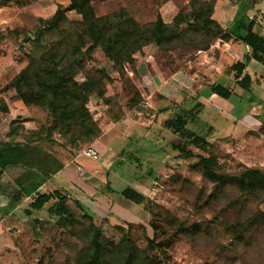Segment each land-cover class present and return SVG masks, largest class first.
Masks as SVG:
<instances>
[{
    "label": "rangeland",
    "instance_id": "rangeland-1",
    "mask_svg": "<svg viewBox=\"0 0 264 264\" xmlns=\"http://www.w3.org/2000/svg\"><path fill=\"white\" fill-rule=\"evenodd\" d=\"M20 1L24 5L41 4L42 18H34L29 12L23 16L22 30L32 33L39 22L52 16L55 6L65 7L69 2ZM203 1L208 0H92L91 3L97 16L125 10L144 25L155 21L157 16L170 23L179 11L192 21L188 17L192 7L199 8ZM20 3L8 6H21L17 5ZM66 15L69 21L79 19L73 11ZM187 25L186 19L180 28ZM63 27L75 26L66 23ZM23 32L13 39L11 55L14 61L25 65L31 56L38 58L49 50L61 36L60 31L53 30L44 33L38 43H32L27 42L28 36ZM208 39L204 34L188 31L181 40L161 47L150 45L146 56L137 54L132 65L121 69L113 66L99 46L84 55V69L75 80L82 83L89 73L100 80L98 87L102 91L91 92L86 104L96 127L89 136L80 135L75 129L62 134L58 128H52L48 133L53 117L44 108L13 107L36 121L41 138H56L64 155H77L87 147L95 149L97 160L79 156L76 162L84 168L101 164V179L115 170L116 176H110L112 179L106 185L116 189L130 185L146 197V204L127 200L130 210L123 212L122 217L112 216L115 208L103 207L104 203L94 199L98 193H90L83 199L84 204L63 190L65 196L69 195L64 202L69 211L65 214V227H59V217L47 210L56 199H50L40 211L31 210L32 216L24 213L30 199L21 202L14 216L5 217L0 208V264H77L79 255L89 246L93 226L99 228L103 239L111 245L125 243L128 238L138 248L146 249L147 240L152 241L158 247L155 252L148 251L149 255H158L165 264H264V194H245L234 185L216 189L200 168L193 166L197 157L182 158L170 149L169 140L175 134L163 126L168 118L185 119L186 128L209 143L197 152L215 155L216 170L221 173L239 174L244 166L264 171V126L254 123L249 129L239 122L246 112L248 120L264 119V84L261 87L256 80L251 90L232 94L225 102L207 99L199 106L193 105L186 93L182 96L186 101L183 108L165 113L161 108L150 109L151 105L162 107L158 105L159 96L149 95L157 83V78H151L150 74L187 67V61H194L200 51L197 47ZM192 67L199 68L202 74L211 73L214 83L234 85L233 79H225L229 67L210 65L205 56ZM237 122L241 127L230 133L229 128ZM105 189L103 186L97 192ZM116 196L124 199L120 194Z\"/></svg>",
    "mask_w": 264,
    "mask_h": 264
},
{
    "label": "trees",
    "instance_id": "trees-1",
    "mask_svg": "<svg viewBox=\"0 0 264 264\" xmlns=\"http://www.w3.org/2000/svg\"><path fill=\"white\" fill-rule=\"evenodd\" d=\"M91 1L69 0L67 6H57L49 19L43 23L39 22L33 33L23 32L28 36L27 42L32 43H38L44 33L53 30L60 31L61 36L55 45L38 58L31 56L13 79L0 89L1 111L7 110L4 98L9 102L21 101L25 106H40L52 115L53 121L51 128L47 129L48 133L52 128H58L62 134L72 129L77 130L80 135L93 134L96 127L86 104L91 92L96 90L97 94L102 93L98 87L100 80L86 73L85 81L78 83L75 76L84 69V55L97 46L112 61L113 66L121 69L125 65H132L137 54L146 56L150 45L161 47L181 40L188 31L201 33L209 38L201 47H197V50H207L216 38L222 40L234 38L247 45L249 49L244 62L237 61L229 67L234 73V78H239L237 83L245 90H248L251 83L249 74L244 73L248 60L252 58L264 65V37L253 31L252 21L243 25L238 19L234 26L223 29L211 18L216 0L203 1L197 9L192 7L188 15L193 18L192 21L179 11L170 23L157 16L155 21L144 25H140L125 10L97 16ZM20 2L0 0V7ZM70 11L79 16L77 21L68 20L66 13ZM186 19L188 27L180 28V24ZM66 23L75 27L62 28ZM208 92L224 99H228L232 94L229 88L219 83L209 84ZM22 121L12 120L8 134H17L22 128ZM163 126L175 134L169 140L170 149L182 158L197 157V162L193 166H198L201 174L212 181L216 189L234 185L245 194L256 192L264 194V171L260 167L244 166L239 174L221 173L216 170L215 155L197 152V149L209 143L204 137L186 128L185 119L180 116L168 118L164 120ZM40 130L41 128L32 132L26 142H32L34 136L37 140L53 141L51 136L41 138ZM19 149L18 143L4 142L0 145V169L15 164V156ZM119 193L136 204H146V197L130 185L125 186ZM50 199H56V202L47 209L48 212L59 217L57 222L59 227H65L67 220L65 214L69 212L64 203L67 197L58 191L37 194L29 208L24 209V213L30 215L31 210L41 209ZM75 203L82 207L78 201ZM144 206L147 209L148 206ZM157 247L152 241L147 240L146 249H140L128 238L125 243L111 245L103 239L99 228L93 226L89 246L79 255L77 264H165L158 255H149V252H155Z\"/></svg>",
    "mask_w": 264,
    "mask_h": 264
},
{
    "label": "crops",
    "instance_id": "crops-1",
    "mask_svg": "<svg viewBox=\"0 0 264 264\" xmlns=\"http://www.w3.org/2000/svg\"><path fill=\"white\" fill-rule=\"evenodd\" d=\"M63 2L65 3L67 0H63ZM24 4H17L21 6L7 5L0 7V88L7 85L25 66V64L14 61L11 55L13 39L25 31L22 30L24 27L23 16L29 12L34 18H42L39 10L40 3L38 6ZM253 16H257V19ZM211 18L225 30L234 26L238 19L242 21L243 25L252 21L253 31L264 37V0H216ZM248 52V46L241 41L234 38L229 40L216 38L207 50H200L196 53L194 61H187V67L174 71L158 70L151 73L150 77L157 78V83L150 90L149 95L150 97L153 95L159 96L161 102L158 105L162 107H151V105L150 109L161 108L164 113L172 108L178 107L180 109L186 102H184L182 97L186 93L191 96L188 102H192L193 105L205 103L207 99L217 103L220 101L225 102L226 99L208 92V85L214 83L211 81V73L202 74L199 68L192 66L205 56L206 62L210 65L217 64L224 69L237 61L244 62ZM228 71L229 73H226L225 79L227 81L233 79L234 85L219 84L229 88L232 94L240 95L242 91L251 90V84L257 81L261 87L264 84V65L252 58L248 60L244 69V73H248L251 78L248 90L240 87L237 83L239 78H234V73L230 68ZM203 80H206L205 82L208 85ZM1 97L2 94L0 93V99ZM4 101L7 110H0V145L7 142L10 144L18 143L20 146L15 156V164L0 169V208L5 211V217L14 216V213L19 211L18 208L21 206V202L30 199V204L37 194L58 191L61 195H65L63 190L73 194L82 203H84L83 199H87L90 196V193H98L94 199L104 203L103 207L108 209L115 208L112 216L122 217L123 212L127 213L130 210L128 209L131 208L130 203H128L130 200L127 202V199H119L116 196L120 194L119 191L123 188L116 189L106 185L112 179L110 176H116L115 170H112L107 178L101 179V172L103 171L101 164L95 168H84L76 162V159L79 156L89 157L81 152L74 156L71 154L69 156L64 155L62 153L63 149H61L62 146L56 138L48 142L37 140L36 136H34L32 142L27 143V137L38 129L36 121L25 116L23 111L13 109V107H26L21 101L9 102L6 98H4ZM246 117L249 118L247 112L240 118L239 122L245 123L249 129L254 123L264 126V119L262 121L255 118L248 120ZM14 119L23 120L21 122L22 128L17 134L9 135L10 124ZM239 122L231 129L229 128L230 133L239 128V126L241 127ZM103 135H105V132L101 136ZM103 186L106 189L97 192V189ZM66 196L69 195L66 194ZM120 196L122 195L120 194ZM21 208H26V206ZM41 209L35 211H40ZM32 215L33 213L30 214V216Z\"/></svg>",
    "mask_w": 264,
    "mask_h": 264
},
{
    "label": "built area",
    "instance_id": "built-area-1",
    "mask_svg": "<svg viewBox=\"0 0 264 264\" xmlns=\"http://www.w3.org/2000/svg\"><path fill=\"white\" fill-rule=\"evenodd\" d=\"M81 153L83 155L88 156L89 158H91L93 160H97L98 157H99L98 154H97V151L95 149L91 148V147H87V148L83 149L81 151Z\"/></svg>",
    "mask_w": 264,
    "mask_h": 264
},
{
    "label": "water",
    "instance_id": "water-1",
    "mask_svg": "<svg viewBox=\"0 0 264 264\" xmlns=\"http://www.w3.org/2000/svg\"><path fill=\"white\" fill-rule=\"evenodd\" d=\"M25 39H26V37H25Z\"/></svg>",
    "mask_w": 264,
    "mask_h": 264
}]
</instances>
